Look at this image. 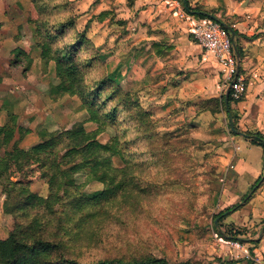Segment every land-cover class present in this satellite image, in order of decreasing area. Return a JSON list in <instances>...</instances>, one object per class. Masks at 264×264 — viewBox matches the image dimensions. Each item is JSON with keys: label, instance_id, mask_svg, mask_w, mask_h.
I'll use <instances>...</instances> for the list:
<instances>
[{"label": "trees", "instance_id": "trees-1", "mask_svg": "<svg viewBox=\"0 0 264 264\" xmlns=\"http://www.w3.org/2000/svg\"><path fill=\"white\" fill-rule=\"evenodd\" d=\"M125 1L131 9L134 0ZM185 3L188 13L194 12L196 18L206 17L200 10L192 9L188 0ZM58 7L54 0L30 1L28 24L32 28L34 48L39 52L42 73L45 75L53 64L57 80L56 84L49 85L48 95L52 102L64 96L77 98L86 113V121L95 130L87 132L84 122L74 123L62 131L41 129L37 133L39 142L24 149L19 144L30 133L27 121L21 122L18 115L8 113V121L0 126V186L5 197L2 209L4 215H20L25 221L15 224L7 237L0 239V264H172L148 254L92 262L82 260L85 252L102 241L100 232L104 225L123 211L136 210L144 198L152 195L156 186L143 182L142 175L157 164L158 153L149 151L148 160L141 161L143 152L133 150V145L141 140L146 145L163 142V147L167 148L172 133L159 135L155 132L150 113L109 76L89 78L95 61L80 56L89 45L84 32L61 47L57 45L58 40L74 27L73 19L56 26H50V22L43 19L48 10L53 12ZM108 15L103 12L97 17L103 19ZM207 15L222 24L214 13ZM19 33L26 42L22 30ZM232 44L233 53L240 55L234 41ZM14 53L22 52L15 50ZM232 103L230 97L227 104L223 97L210 99L196 105L195 112L215 114L224 111L230 117L229 127L233 128L230 132L237 135L240 130ZM121 114H127L128 127L125 129ZM108 128L117 133L106 143H100L98 136ZM128 128L136 132L134 140L127 139ZM243 134L251 145L263 150L264 162V137L260 133ZM114 158L120 161V167L113 165ZM80 174H85L87 182L99 183L101 191L90 197L84 191L85 184L75 182V176ZM36 181L45 184L46 196L31 192L30 186ZM241 207L232 206L216 218ZM215 230L218 236L227 240H237L241 235L232 229Z\"/></svg>", "mask_w": 264, "mask_h": 264}, {"label": "rangeland", "instance_id": "rangeland-1", "mask_svg": "<svg viewBox=\"0 0 264 264\" xmlns=\"http://www.w3.org/2000/svg\"><path fill=\"white\" fill-rule=\"evenodd\" d=\"M30 1L3 0L0 4V11L3 12L6 24L14 23V39L22 41L29 52L26 54L20 50L21 54L15 55L14 51L10 53V59L15 58L17 61H10L13 68L8 79L5 80L6 84L0 88L2 94L13 100V109L20 117V121L25 123L27 121L30 133L19 144L24 149L39 142L37 133L41 129L50 132L62 131L69 129L74 123L84 122L87 132L95 130L93 125L86 121V113L77 98L64 96L55 102L50 100L49 85L56 84L57 80L54 77L53 64L47 68L45 75L42 73L41 63L39 66H34V61L40 62V60L39 52L34 48L32 28L28 24ZM54 4L59 6L58 9L51 12L49 5V10L43 19H47L50 26L73 19L74 27L58 40L59 47L78 34L85 33L89 45L84 48L80 56L83 59L93 58L95 61L93 71L88 73L89 78L99 79L102 76H109L110 71L118 63L123 66V61L117 62L113 54H119V59L128 52L132 57L134 52H140L145 48L140 40L119 48V40L126 34V26L119 24L124 22L122 20L126 15L124 17L121 11L117 14L114 12L121 4L120 0H104V6L111 12H108L110 15L107 16L106 22L101 24L95 22L102 7H99L100 0H54ZM19 30H22L26 42L22 39ZM136 72L139 75V70ZM26 73H29V76ZM1 75H6L3 62H0V78ZM134 78H125L120 87L133 100L138 101L142 108L151 107L153 113L150 115L155 124V132L159 135L172 133L170 135L172 140L167 148L163 147V142L146 145L141 140L133 145V150L139 149L143 152L141 161L148 160L149 151L159 154L156 157L157 164L150 166L142 175L143 182L156 186L152 195L144 198L136 210L123 211L108 221L100 232L102 241L85 252L82 260L92 262L99 259L129 258L148 254L155 258H164L172 264L186 261L192 264L217 262L219 236L215 229L218 224L221 231L227 226L223 223L224 217H216L222 208H226L225 203L222 204L224 197L230 202V195L233 193L231 186H239L234 180L236 176L232 173V168H228L225 172L221 170V161L214 154V146L205 143L207 131L189 127L182 117H159L155 101H143L139 88H133L138 91L137 94L130 91ZM149 103L151 104L148 105ZM3 108L8 109V104L3 105ZM234 115L237 116V113L234 112ZM120 117L124 122L123 128H127V114H121ZM224 127L226 134L231 133L229 125ZM127 130V139L134 140L137 135L134 129ZM116 133L115 129L108 128L97 139L100 143H106ZM112 163L115 167L121 165L117 158H114ZM250 168L248 172L254 170L253 167ZM262 171L264 173V162ZM75 182L77 185L85 184L84 191L90 197L95 196L102 189L97 182H87L85 174L75 176ZM227 189L229 191H225ZM30 190L37 196L47 195V187L42 181L34 182ZM247 194L234 199L232 205L242 203ZM4 200L0 186V239L6 238L15 224L25 221L20 215L13 217L3 214Z\"/></svg>", "mask_w": 264, "mask_h": 264}, {"label": "crops", "instance_id": "crops-1", "mask_svg": "<svg viewBox=\"0 0 264 264\" xmlns=\"http://www.w3.org/2000/svg\"><path fill=\"white\" fill-rule=\"evenodd\" d=\"M120 1L118 10L114 12L117 14L121 11L124 17L126 15L121 24L126 26V34L119 40V48L138 40L143 42L142 46L145 48L134 52L132 57L128 52L119 59V54H113L116 56L115 60H122L124 65L118 63L110 71V79L120 85L125 78L135 77L130 91L137 94L138 91L133 88H139L143 101H155L159 117H182L189 126L207 131L205 143L214 146V154L221 161L222 171L232 168V173L236 176L235 183L239 185L231 186L233 193L230 195V202L224 197L222 204L225 203L226 208H222L219 213L232 206H242L221 216L227 227L221 231L218 224L216 229L221 232L232 229L241 235L237 240L219 236L217 262L212 264H259L264 261V180L254 190L251 185L263 173V150L251 145L238 134H226L224 126L229 125L230 117L224 111L196 114V105L221 97L225 100L227 92L228 98L230 97V91L225 71L210 53L201 49L191 33V22L187 17L196 18L194 12L188 13L186 10L187 0H134L131 9L126 6L125 0ZM188 2L192 9L200 10L202 14L214 13L216 19H220L233 33H237L233 36L228 34L240 50V55H234L247 89L242 101L231 104L233 113H237L240 133H260L264 137V0ZM1 3L3 0H0ZM104 5V0H100L99 7H102L99 12L110 13ZM179 11L187 17L181 18ZM106 18H97L95 22L101 24L106 22ZM13 27L14 23L6 24L3 12L0 11V62H3L6 74L1 75L0 88L6 84L5 80L13 68L10 61H17L15 58L10 59V53L22 50L29 54L27 46L14 39ZM39 63L35 60L34 66H39ZM136 70H139L140 76ZM26 75L29 76V73ZM1 92L0 90V126H3L8 121V113H17L13 109V100ZM5 104H8V109L3 108ZM143 109L152 115L151 107ZM250 167L254 169L252 172H248ZM246 194L247 197L251 195L242 203L232 205L234 199Z\"/></svg>", "mask_w": 264, "mask_h": 264}, {"label": "built area", "instance_id": "built-area-1", "mask_svg": "<svg viewBox=\"0 0 264 264\" xmlns=\"http://www.w3.org/2000/svg\"><path fill=\"white\" fill-rule=\"evenodd\" d=\"M178 13L181 18L187 17L182 11ZM187 18L191 22V33L198 45L205 52L210 53L225 71L229 82L230 98L236 103L242 101L247 86L245 79L238 71L230 35L219 22L210 17ZM234 245L239 248L237 244ZM259 264H264V261Z\"/></svg>", "mask_w": 264, "mask_h": 264}, {"label": "water", "instance_id": "water-1", "mask_svg": "<svg viewBox=\"0 0 264 264\" xmlns=\"http://www.w3.org/2000/svg\"><path fill=\"white\" fill-rule=\"evenodd\" d=\"M204 16H206V17H209L207 14H203ZM222 25V27L228 32V33H230L232 36H233V31H232V29L228 26V25H226V24H224V23H222L221 24ZM237 68H238V62H237ZM225 104H227V102H228V92L226 93V96H225ZM230 129H231V131H233V128L230 126ZM237 134L238 135H240V136H242V137H244V134H242V133H240V132H237ZM264 180V174H263V176H262V178L260 179V181H259V183L255 186V188L254 189H256L257 188V186H259L261 183H262V181ZM253 189V190H254ZM250 195L251 194H249L248 195V197H250ZM247 197V198H248Z\"/></svg>", "mask_w": 264, "mask_h": 264}]
</instances>
